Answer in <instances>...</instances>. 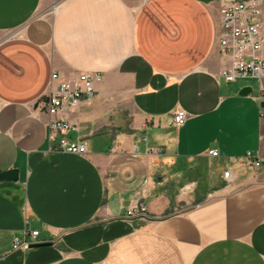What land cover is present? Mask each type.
Here are the masks:
<instances>
[{
	"label": "crops",
	"instance_id": "crops-1",
	"mask_svg": "<svg viewBox=\"0 0 264 264\" xmlns=\"http://www.w3.org/2000/svg\"><path fill=\"white\" fill-rule=\"evenodd\" d=\"M219 11L0 0V173L18 172L0 183V264H264V167L244 159L264 164V79L219 76ZM86 72L102 81L71 116L81 156L49 143L44 101L54 73ZM136 199L142 220L127 217ZM15 238L51 246L14 251Z\"/></svg>",
	"mask_w": 264,
	"mask_h": 264
},
{
	"label": "built area",
	"instance_id": "built-area-1",
	"mask_svg": "<svg viewBox=\"0 0 264 264\" xmlns=\"http://www.w3.org/2000/svg\"><path fill=\"white\" fill-rule=\"evenodd\" d=\"M149 1V0H145ZM220 25L219 52L224 62L219 76L227 83L241 79H264V0H219ZM102 76L95 73H81L69 81L58 73L52 76L56 87H51L45 95V109L50 117L48 121V140L56 144L59 151L74 155L88 154V144L85 140L72 141L68 135L78 131L71 116L78 112L84 100H90L96 93V85L101 83ZM264 117V109L260 111ZM189 115L179 109L175 111L171 124L180 128L186 124ZM55 148V147H54ZM213 157L219 156L217 151H211ZM245 168L257 171L263 166L258 155L248 152L245 156ZM231 171L224 173V179L231 181ZM148 216V208L139 199L132 201L127 209L129 219L142 220ZM32 239L39 235L38 231L30 234ZM27 236V235H25ZM31 244L15 238L14 251H28Z\"/></svg>",
	"mask_w": 264,
	"mask_h": 264
},
{
	"label": "water",
	"instance_id": "water-1",
	"mask_svg": "<svg viewBox=\"0 0 264 264\" xmlns=\"http://www.w3.org/2000/svg\"><path fill=\"white\" fill-rule=\"evenodd\" d=\"M200 1L210 2L212 0H200ZM241 94H246V91H243ZM16 180H18V172L16 170L0 173V183L2 181H16ZM47 246H51V244L33 245L31 248L47 247Z\"/></svg>",
	"mask_w": 264,
	"mask_h": 264
},
{
	"label": "rangeland",
	"instance_id": "rangeland-1",
	"mask_svg": "<svg viewBox=\"0 0 264 264\" xmlns=\"http://www.w3.org/2000/svg\"><path fill=\"white\" fill-rule=\"evenodd\" d=\"M263 167H264V164H263L262 168H260V169H259V170H257L256 172H259V171H261V170L263 169Z\"/></svg>",
	"mask_w": 264,
	"mask_h": 264
}]
</instances>
